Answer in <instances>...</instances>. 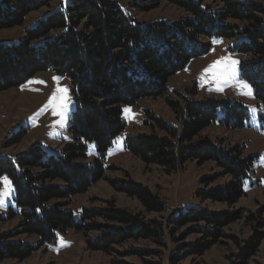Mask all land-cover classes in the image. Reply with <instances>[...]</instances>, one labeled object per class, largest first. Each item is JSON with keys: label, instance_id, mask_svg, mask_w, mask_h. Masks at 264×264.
<instances>
[{"label": "trees", "instance_id": "16d2710c", "mask_svg": "<svg viewBox=\"0 0 264 264\" xmlns=\"http://www.w3.org/2000/svg\"><path fill=\"white\" fill-rule=\"evenodd\" d=\"M52 1L0 0V30L22 25L31 12L49 6ZM161 1H168L186 15L171 21L137 20L127 16L117 0H69L63 9L52 11L34 27L26 29L18 42H0V93L40 71L52 70L69 78L72 109L68 131L73 137L60 150H47L36 143L14 158L0 156V177L7 175L13 187L12 204L8 205L7 214L0 210V222L14 216L22 218L19 229L0 234V262L7 258L24 260L40 246L56 243L58 232L73 228L84 234L99 231L87 239L88 247L118 253L121 257L112 264H136L122 258L127 254H136L144 264H179L188 256L204 254L218 242L224 224L239 215V212L215 214L204 207L186 206L162 223L146 221L140 214L117 208L82 207L79 217L68 208L74 196L86 193L106 178L107 171L116 169L108 163V153L126 127L123 105L166 94L170 78L194 57L209 51L215 40L234 39L228 49L241 57L240 78L252 90L260 110L258 122L264 128V3ZM157 6L154 2L139 8L149 10ZM169 104L175 109L178 122H170L147 110L151 121L146 124L165 134L153 131L127 135L126 151L169 173L189 161L213 162L220 173L202 178L206 189L197 191L196 196L203 200L233 205L246 196L248 189L261 185L259 179L251 180L259 163L258 153H245L243 144L225 147L202 135L209 126L233 130L247 127L251 114L243 102L227 98H186L183 105L172 100ZM23 136L24 133L13 136L6 144L18 143ZM90 143L96 148L92 160H88ZM220 176L229 179L224 184L210 186ZM109 182L141 201L146 212H162L168 208L148 185L128 175ZM249 220L262 229L256 230L240 246L230 264H247L264 239L261 214H251ZM186 226H189L187 231L180 233ZM20 234L35 236L37 240L35 243L10 240ZM192 234L200 237L180 243ZM131 239L150 240L169 252L116 248ZM155 256L157 260L149 259Z\"/></svg>", "mask_w": 264, "mask_h": 264}, {"label": "rangeland", "instance_id": "374dc122", "mask_svg": "<svg viewBox=\"0 0 264 264\" xmlns=\"http://www.w3.org/2000/svg\"><path fill=\"white\" fill-rule=\"evenodd\" d=\"M127 16L137 20H174L186 15V13L168 1L161 0H117ZM263 2L264 0H246ZM69 0H54L49 6L42 7L31 12L22 25L13 28L0 30V42L15 43L20 37L25 35L26 29L32 28L37 21L46 17L54 10L63 9ZM158 3L156 8L143 10L139 5ZM211 5L217 6L212 1ZM205 41V38H201ZM234 39L215 40L209 51L194 57L185 68L172 76L168 82V92L157 97H148L137 101L133 105H123L122 118L126 122V127L119 135L109 149L108 163H111L116 169L106 172V178L99 180L92 185L84 194H78L71 199L68 208L73 209L75 216H80L82 207L107 209L117 208L127 210L133 214H140L144 220H157L162 223L173 215L180 208L186 206H200L209 209L215 214L225 212H239L235 220L224 224L221 228L222 236L218 242L213 244L202 255H191L184 258L179 264H230L236 259L240 246L252 237L256 230L262 228L255 222L249 220L251 214H261L264 219V128L260 127L258 122L259 107L256 100L251 95H247L248 89L241 86L240 82L247 84L240 78L239 64L240 55L237 52L230 51L228 45ZM228 58L239 61L236 66L238 76L236 80L230 83L220 81L218 83L213 73L206 72L214 62ZM59 78L58 80L54 78ZM35 81H43L36 83ZM249 86V85H248ZM222 87V90H218ZM250 87V86H249ZM57 88H67L68 108L66 113V122L63 127L53 124L60 119L53 116L51 108L41 112V109L48 103L50 97L56 92ZM70 81L67 76L56 74L52 70L37 72L29 79L18 86L9 88L0 93V156L14 158L16 155L24 153L33 144H40L47 150H60L73 141L71 133L68 131V117L72 109V97L70 92ZM251 89V88H250ZM195 91V92H194ZM188 99L204 98H227L236 99L243 102L251 114L248 126L239 130L228 129L223 126H209L203 130L202 135L212 138L224 145L230 147L235 144H243L245 153H258L259 163L255 168L251 180L259 179L261 185L248 189L246 196L241 198L238 203L229 205L223 202L212 200H203L196 196L197 191L206 189L202 183L204 176H214L220 173V169L213 162L199 164L196 161H189L181 169L173 172H166L158 165H148L137 158L131 152L124 148V139L130 134H142L156 131L158 134H165L158 128H153L146 124L151 121L148 118L147 110L153 114L162 117L170 122L177 123V114L174 108L169 104V100L179 101L184 104ZM256 111L253 112L252 109ZM126 111V110H129ZM39 113V114H38ZM24 133L23 138L18 143L7 145L9 138ZM196 139H194L195 142ZM89 159L92 160L96 155L95 144H88ZM87 161V160H86ZM127 173V174H126ZM127 175L139 183L148 185L156 192L168 207L162 212H146L145 208L137 198L128 196L119 191L110 182L109 179H124ZM7 177L2 175L0 178ZM229 179L228 176H220L213 181L210 186L224 184ZM250 182L247 180L246 185ZM11 184V181H10ZM5 185L0 179V193L4 191ZM13 187L11 184L10 194L4 198L0 210L7 214V207L12 204ZM22 218L14 216L0 222V234H7L20 228ZM99 222L107 223L103 219ZM189 226L182 228L179 232H186ZM167 231V230H166ZM99 231H92L88 234L79 233L68 229L66 232L57 235L56 243L40 246L32 256L24 260L16 258H7L0 264H112L113 260L120 258L118 253H107L102 250H93L88 247L87 239L96 236ZM200 237L198 234H192L181 241V244L188 243ZM10 240H22L35 243L37 238L28 234H20ZM170 243L174 244L173 240ZM119 251H130L133 249H163L150 240L131 239L121 245L116 246ZM164 250V249H163ZM168 253L169 250H164ZM122 258L136 264H144L142 259L136 254H127ZM149 259L157 260V256ZM247 264H264V239L255 255H253Z\"/></svg>", "mask_w": 264, "mask_h": 264}, {"label": "snow or ice", "instance_id": "6c2138e0", "mask_svg": "<svg viewBox=\"0 0 264 264\" xmlns=\"http://www.w3.org/2000/svg\"><path fill=\"white\" fill-rule=\"evenodd\" d=\"M238 64L239 61L237 60L222 58V60L214 62L213 65L210 66V68L206 69L205 71L213 73L218 83L220 81H223L224 83H230L231 81L237 79L238 71L236 66ZM54 79L58 80L59 78L57 77ZM35 82L43 83V81H35ZM240 83L242 87L248 89L246 94L251 95L250 87L246 84H243V82ZM218 90H222V87H219ZM67 91H68L67 88H62V89L57 88L56 92H54L53 95L50 97L48 103L44 106V108L41 109V112H43L48 108H51L53 116L60 117V119L53 124V127H55L56 124H59L61 127H63L66 122V113L68 108ZM126 111L130 112V109ZM252 111L255 112L256 109L253 108ZM0 179L3 180V183L5 185L4 191L0 193V205H3L4 198H6L11 192V184L10 181H8L7 177H3Z\"/></svg>", "mask_w": 264, "mask_h": 264}]
</instances>
